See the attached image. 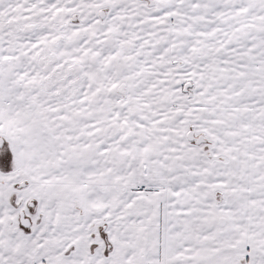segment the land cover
I'll return each instance as SVG.
<instances>
[{"label":"snow or ice","instance_id":"1","mask_svg":"<svg viewBox=\"0 0 264 264\" xmlns=\"http://www.w3.org/2000/svg\"><path fill=\"white\" fill-rule=\"evenodd\" d=\"M0 264H264V0H0Z\"/></svg>","mask_w":264,"mask_h":264}]
</instances>
